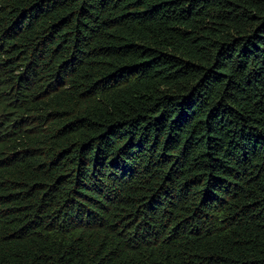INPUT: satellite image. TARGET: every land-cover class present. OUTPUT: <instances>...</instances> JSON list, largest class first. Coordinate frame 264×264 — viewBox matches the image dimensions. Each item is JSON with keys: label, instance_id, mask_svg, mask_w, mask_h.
<instances>
[{"label": "trees", "instance_id": "obj_1", "mask_svg": "<svg viewBox=\"0 0 264 264\" xmlns=\"http://www.w3.org/2000/svg\"><path fill=\"white\" fill-rule=\"evenodd\" d=\"M0 264H264V0H0Z\"/></svg>", "mask_w": 264, "mask_h": 264}]
</instances>
